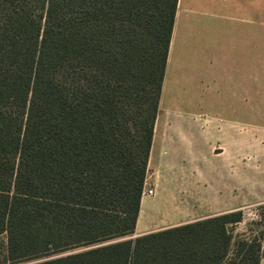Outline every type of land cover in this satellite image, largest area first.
<instances>
[{"label":"trees","instance_id":"trees-1","mask_svg":"<svg viewBox=\"0 0 264 264\" xmlns=\"http://www.w3.org/2000/svg\"><path fill=\"white\" fill-rule=\"evenodd\" d=\"M177 6L0 0L4 264L261 263L264 231L227 229L241 211L121 240L140 213Z\"/></svg>","mask_w":264,"mask_h":264},{"label":"crops","instance_id":"crops-1","mask_svg":"<svg viewBox=\"0 0 264 264\" xmlns=\"http://www.w3.org/2000/svg\"><path fill=\"white\" fill-rule=\"evenodd\" d=\"M173 81L187 101L236 99L237 84H264V0H178L164 91ZM202 108L192 104L187 111L220 115ZM214 121L154 128L144 188L154 193L142 195L131 239L242 211L253 202L251 183L238 198L234 140Z\"/></svg>","mask_w":264,"mask_h":264},{"label":"rangeland","instance_id":"rangeland-1","mask_svg":"<svg viewBox=\"0 0 264 264\" xmlns=\"http://www.w3.org/2000/svg\"><path fill=\"white\" fill-rule=\"evenodd\" d=\"M236 99H219L205 101H187L181 99L180 83L170 82L167 90H162L159 110L155 122V127H165L171 124L190 123L200 121L208 124L213 118L216 124L225 128L226 137L234 142L236 151V171H237V192L241 197L248 184L251 183L253 192V202L245 204L243 219L237 223L236 228L230 231L234 238L244 239L259 236L264 231V84H237ZM245 96L246 98H242ZM192 104L197 107L199 104L203 110L211 107L220 112V115L208 117L191 115L187 110H191ZM198 127L197 125H195ZM224 130V129H221ZM131 239L126 237L121 240ZM120 240V241H121ZM85 250V249H84ZM83 251V249L56 255L51 258H58L69 254ZM7 255L6 236L0 237V264L5 263L4 257ZM46 259L22 262L18 264H36ZM264 264V256L261 263Z\"/></svg>","mask_w":264,"mask_h":264},{"label":"built area","instance_id":"built-area-1","mask_svg":"<svg viewBox=\"0 0 264 264\" xmlns=\"http://www.w3.org/2000/svg\"><path fill=\"white\" fill-rule=\"evenodd\" d=\"M153 193H154L153 189L145 190L143 192V194H147V195H153Z\"/></svg>","mask_w":264,"mask_h":264}]
</instances>
